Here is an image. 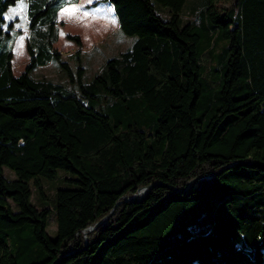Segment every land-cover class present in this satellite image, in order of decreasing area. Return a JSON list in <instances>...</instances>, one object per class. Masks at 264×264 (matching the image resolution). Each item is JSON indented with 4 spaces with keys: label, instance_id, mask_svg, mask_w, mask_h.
<instances>
[{
    "label": "trees",
    "instance_id": "16d2710c",
    "mask_svg": "<svg viewBox=\"0 0 264 264\" xmlns=\"http://www.w3.org/2000/svg\"><path fill=\"white\" fill-rule=\"evenodd\" d=\"M107 1L136 39L85 82L54 45L66 0L29 2L18 74L16 0H0V264H261L264 0H200L188 18L186 0ZM64 36L79 61L83 39ZM52 61L64 83L33 77ZM59 169L74 185L50 203Z\"/></svg>",
    "mask_w": 264,
    "mask_h": 264
},
{
    "label": "rangeland",
    "instance_id": "374dc122",
    "mask_svg": "<svg viewBox=\"0 0 264 264\" xmlns=\"http://www.w3.org/2000/svg\"><path fill=\"white\" fill-rule=\"evenodd\" d=\"M31 1L32 3H35L37 1H41V4L47 3L49 5L48 12H50L53 6L58 7L65 0H16L14 4L10 5L4 11L3 16L6 21L13 19V28L19 30L18 36L12 48L13 56L11 62L14 74H18L23 68L25 62L27 61V53L24 45L28 32L27 9L29 6V2ZM199 3L200 0H186L184 5L183 18L190 17L191 14L188 12V9L190 10L191 5H198ZM21 4H23L25 7H20ZM81 4L83 7L82 13L77 10V7L71 4H68L60 9V15H62V11L64 9H69V12L63 14L62 17H60L64 20V22L58 24L59 37L56 41L55 47L57 49L67 48L68 39H66V37L64 36L66 32L78 33L81 36L86 48H84V50L81 51V53L79 54V61L75 55L68 56L65 55V53H62V56L68 61L72 70L76 68L78 62L84 67L82 80L86 82L92 79L95 72L101 67L102 63L107 58L117 54L118 51L130 47L133 41L136 39V34H127L123 32L119 27L114 28L109 33L104 31V33L99 32L101 28V17L104 16L109 22H111V19L105 9V5L109 4V1L83 0ZM155 4L158 8H162V11L166 10V7L160 5L158 2L155 1ZM30 7L35 8L33 5H31ZM13 9L16 10L15 13H13ZM9 16H11V19H8ZM17 25L21 26L17 27ZM86 39H91V41L89 42H92L93 39V41L97 43L92 47V44L87 45ZM57 69V63L55 61H52L46 64L37 65L32 70V75L35 78H46L54 82L58 81L60 83H64L63 78L57 75ZM63 76L64 80L66 79L67 81V76L65 74ZM3 171L5 176L7 177L15 176L13 171L5 165L3 166ZM68 176L73 177V175H71L70 173L59 169L55 178L51 180L42 178V182L45 186L46 194L49 201L54 197L53 192L56 187L74 185L73 183L65 180V178ZM140 190L143 191V189ZM30 199L35 205L39 206V202L36 198L34 191H32ZM49 206H51V204H49ZM46 232L50 237H53L55 234V222L53 219V214L49 215L48 223L46 226ZM261 264H264V260L261 262Z\"/></svg>",
    "mask_w": 264,
    "mask_h": 264
},
{
    "label": "crops",
    "instance_id": "0c3cea01",
    "mask_svg": "<svg viewBox=\"0 0 264 264\" xmlns=\"http://www.w3.org/2000/svg\"><path fill=\"white\" fill-rule=\"evenodd\" d=\"M82 1L83 0H76V2H71V3H64L60 8H59V10H58V24H59V22H64V20L63 19H61L60 17H62V15H60V9L61 8H63L64 6H66V5H74L75 7H77V10L80 12V13H82L83 12V10H82ZM105 9H106V12L108 13V15H109V17H110V19H111V22H109L108 20H107V18L106 17H101V20H102V22H103V24L105 25V23H108V27H107V29H106V32L107 33H109L111 30H113L114 28H116V27H119V23H118V18H117V16H116V14H115V12H114V9L112 8V5L109 3V4H106L105 5ZM115 21V23H113L112 21ZM58 28H59V26H58ZM28 33V32H27ZM106 33V34H107ZM18 36V35H17ZM17 36L15 37V40H14V42L16 41V38H17ZM58 37H59V30H58ZM58 39V38H57ZM57 41V40H56ZM56 41L54 42V45L56 46ZM91 41V40H90ZM100 41V40H99ZM67 43H68V45H67V48L65 49V48H60V49H58L59 50V52L62 54V53H65V55H69V54H71L72 52H74V50H75V48H76V46H75V44H74V42L72 41V40H69L68 39V41H67ZM97 42H94L93 41V39H92V42H88L87 43V45H91L92 44V47L96 44ZM13 45H14V43H13ZM84 48H86V46L85 45H83L82 47H81V50L83 51L84 50ZM62 49V50H61ZM63 55V54H62ZM28 59V57H26V60Z\"/></svg>",
    "mask_w": 264,
    "mask_h": 264
},
{
    "label": "snow or ice",
    "instance_id": "6c2138e0",
    "mask_svg": "<svg viewBox=\"0 0 264 264\" xmlns=\"http://www.w3.org/2000/svg\"><path fill=\"white\" fill-rule=\"evenodd\" d=\"M66 3H71V0H66ZM20 7L23 8V7H25V6H24L23 4H21ZM12 11H13V13H15L16 10L13 9ZM68 12H69V9H64V10L62 11V15L65 14V13H68ZM8 19H11V16H9ZM112 22L115 23L114 20H113ZM20 26H21V25H17V27H20Z\"/></svg>",
    "mask_w": 264,
    "mask_h": 264
},
{
    "label": "water",
    "instance_id": "95a60500",
    "mask_svg": "<svg viewBox=\"0 0 264 264\" xmlns=\"http://www.w3.org/2000/svg\"><path fill=\"white\" fill-rule=\"evenodd\" d=\"M141 189H144V188H141ZM134 196V195H133ZM133 196H131V197H133Z\"/></svg>",
    "mask_w": 264,
    "mask_h": 264
}]
</instances>
